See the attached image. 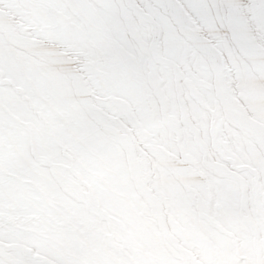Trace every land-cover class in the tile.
Masks as SVG:
<instances>
[{"label":"rangeland","instance_id":"374dc122","mask_svg":"<svg viewBox=\"0 0 264 264\" xmlns=\"http://www.w3.org/2000/svg\"><path fill=\"white\" fill-rule=\"evenodd\" d=\"M175 1L264 127L227 5ZM236 5L264 50V0ZM199 50L168 0H0V264H264V156Z\"/></svg>","mask_w":264,"mask_h":264},{"label":"bare ground","instance_id":"6f19581e","mask_svg":"<svg viewBox=\"0 0 264 264\" xmlns=\"http://www.w3.org/2000/svg\"><path fill=\"white\" fill-rule=\"evenodd\" d=\"M223 1L228 8V28L231 32L232 39L234 40L235 45L237 46L241 54L245 58H247L251 62V64L256 67L257 70H259L260 68L263 69L264 50L254 40V36H252L251 31L249 30V26L247 25L246 18L236 5V0ZM168 6L173 21L176 23L183 35H185L188 40H190V42H192L195 46L200 48L199 51L203 52L208 57V60L216 77V94L219 100H221L222 102L226 116L231 120L232 123L250 134L254 142L257 144L260 152L262 153V156H264V127L258 122H255V120H253L247 113L248 111L246 112L241 104L233 98L231 92L226 89V84L223 81L224 76L222 77L223 61L221 55L207 39H205L197 30L190 27L189 19L185 15L184 10L180 5L177 4L175 0H168ZM14 42H19L17 37H14ZM23 46L24 48H30L34 52H41L37 48V45L34 43L29 44L26 41L23 43ZM239 100L241 99L239 98ZM118 105L126 109V105L122 102L118 103Z\"/></svg>","mask_w":264,"mask_h":264},{"label":"clouds","instance_id":"9594fccd","mask_svg":"<svg viewBox=\"0 0 264 264\" xmlns=\"http://www.w3.org/2000/svg\"><path fill=\"white\" fill-rule=\"evenodd\" d=\"M61 39H66L69 42H76V37L74 35H69L67 37H62ZM60 41H53L52 39H50L49 37L45 36V35H41L39 36L38 40H37V48L40 51H45L48 49L53 48L54 46H59ZM91 59L90 55H89V49L88 48H84L82 51V55H81V62L85 65V67L87 68L89 66L88 62ZM58 66L56 65H50V68L55 71L57 69ZM105 93H104V89H103V84L100 83L97 86V96L100 99V102H103V97H104ZM73 179H78L77 177H73Z\"/></svg>","mask_w":264,"mask_h":264}]
</instances>
